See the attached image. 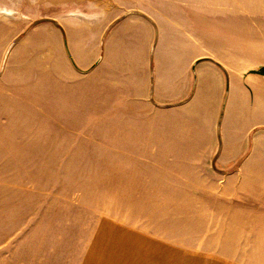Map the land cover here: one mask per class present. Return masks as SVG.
<instances>
[{
  "label": "rangeland",
  "instance_id": "374dc122",
  "mask_svg": "<svg viewBox=\"0 0 264 264\" xmlns=\"http://www.w3.org/2000/svg\"><path fill=\"white\" fill-rule=\"evenodd\" d=\"M198 57L262 75L226 82L220 157L264 163V0H0V264H214L234 169L190 153L218 139Z\"/></svg>",
  "mask_w": 264,
  "mask_h": 264
},
{
  "label": "crops",
  "instance_id": "0c3cea01",
  "mask_svg": "<svg viewBox=\"0 0 264 264\" xmlns=\"http://www.w3.org/2000/svg\"><path fill=\"white\" fill-rule=\"evenodd\" d=\"M220 1L221 4L228 2V0H220ZM221 9L223 10L221 14L225 16L222 18V20H224L223 22L230 23L229 25H231L233 23L232 22L233 19L231 16L233 13H236V11L233 10L232 12L231 10H227L229 9V6L221 7ZM221 26L222 25H220L219 27ZM158 38H159V32H158ZM235 49L236 48L231 47L229 54L238 53L237 49L236 50ZM218 57L221 58L222 56L218 55ZM198 58H195V60ZM216 60L219 61L218 59ZM219 62L226 68L228 77L226 76L222 68L219 69L218 67H216L214 69L219 82V95L216 98L215 111H213V116H214L213 120L214 121L217 120V122L219 120L222 109L224 110L223 114H225L227 99L229 96V93H226L227 81L231 80L233 77H237L242 79L244 85L248 86L249 88H251V86H249L250 83L252 84L263 83L262 75L258 73H248L249 71L248 68H247L248 70L241 69L235 71L233 70V64L228 62H226L227 64L221 61ZM199 63L196 65V77L193 76L194 77L193 92L192 95L187 100V102H189L192 99L196 91L197 81H198L197 66L199 65ZM191 82L192 81L190 79V76L187 74L185 79H182L183 88L189 89ZM244 87L238 86L236 88V92L237 93L241 92L244 95ZM151 89L154 97V93H155L154 71H152ZM252 94L254 99L253 90H252ZM163 101L164 100L159 99L157 102L163 104L165 103ZM258 126L264 127V123L253 122L252 124H250V127L248 128V132L250 134L248 135L252 136V134L255 131H257ZM217 137L219 140L218 139L212 140L211 144L208 147L204 145L201 146L200 148V145H197V148H194L193 151L190 152L193 153L195 151L196 153H200L199 151H201L204 154L205 153L215 154L216 163L218 164L219 169L222 170L234 169V172L230 174L231 176L229 179L230 192L228 195L231 198V207H230L231 221H230V226L228 227L229 236L224 239V242L223 241H221L220 243H218V241L215 242V249L216 250L219 249V252L215 254V258L213 262L214 264H264V163L259 164L248 161L249 154L245 153L244 150H241V148L236 149V151H234L235 149H233L226 156L220 157L222 152V148L220 146L221 135L219 137L218 132H217ZM181 146L182 147L180 148L179 151L180 154L190 151L191 147H189L187 143H184ZM233 151L234 154H232ZM175 152L178 151L175 150Z\"/></svg>",
  "mask_w": 264,
  "mask_h": 264
},
{
  "label": "water",
  "instance_id": "95a60500",
  "mask_svg": "<svg viewBox=\"0 0 264 264\" xmlns=\"http://www.w3.org/2000/svg\"><path fill=\"white\" fill-rule=\"evenodd\" d=\"M157 29V28H156ZM157 37H158V32L156 30V36H155V42L157 41ZM157 43V42H156ZM203 60H211L212 62L216 63L220 68L223 69V71L225 72L226 76L228 77V73H227V70L226 68L219 62V61H216L215 59H213L212 57H203V58H198L194 61L193 65H192V69L194 71V76L196 77V65L203 61ZM228 80V78H227ZM151 96L153 97V92H151ZM157 103V102H156ZM223 109L221 111V114H220V117H219V120H218V125H217V130H218V135L220 137V128H221V120H222V117H223ZM220 146H221V141H220ZM215 160H216V157H214Z\"/></svg>",
  "mask_w": 264,
  "mask_h": 264
}]
</instances>
